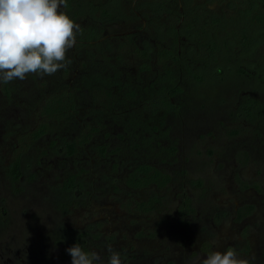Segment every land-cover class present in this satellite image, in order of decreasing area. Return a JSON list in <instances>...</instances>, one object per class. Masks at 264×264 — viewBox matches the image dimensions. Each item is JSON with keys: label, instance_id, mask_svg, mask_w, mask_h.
Listing matches in <instances>:
<instances>
[{"label": "rangeland", "instance_id": "1", "mask_svg": "<svg viewBox=\"0 0 264 264\" xmlns=\"http://www.w3.org/2000/svg\"><path fill=\"white\" fill-rule=\"evenodd\" d=\"M72 1L73 11L60 7L79 25L76 44L67 52L71 63L53 75L29 74L23 80L0 82V250L6 259L12 260V253L20 252L24 264H72L66 234L78 237L86 233L85 251L98 253L99 264H108L109 247L120 253L122 264H200L211 253L228 248L250 264H263L264 121L259 117L263 106L251 102L246 107L253 110L240 118L232 109L235 99L232 106L221 104L240 86L239 77L228 75L223 82L208 80L200 88L190 78L189 97L181 102L177 115L166 118L170 139L162 145L177 150L175 155L167 152V156L159 147L149 146L147 134L130 135L147 131V127H139L141 117L132 119L120 109L115 110L118 119L102 113L93 89L107 76L126 80L137 75L140 61L134 56L126 53L122 62L117 60L128 47L129 36L138 34L141 40L136 44L141 47L142 39L149 40L153 50L156 45L172 46V40L161 43L160 36L153 41L151 20L182 29L197 15L211 27L212 20L225 22L249 0H124L125 14L131 16L133 11L135 16L127 19L118 15L110 22H99L90 15V0ZM143 2L171 13L159 14L149 8L142 12ZM225 28L218 26L213 31L220 37L225 30L231 33L237 29L230 21ZM65 89L73 90L76 97L74 120L52 126L45 136L32 142L31 135L42 122L44 100ZM254 98L264 101L258 95ZM167 102L156 99L137 111L144 118L169 113L176 101ZM95 127L99 132L75 156L56 152L64 146L63 141L71 142ZM101 146L109 148L105 158L99 156ZM116 149L122 152L112 155ZM19 152L24 153V173L13 182L8 170ZM143 156L154 158L138 159ZM137 163L156 166L172 177V183L163 190L127 189L122 181ZM71 175L78 176L85 190L74 195L69 206L67 197L57 203V190ZM238 179L250 187L242 189ZM151 197L162 201L155 213L138 215L125 207L131 200ZM184 199L191 201L195 214L182 219L179 207ZM247 205L254 210L239 221L237 211ZM4 208L7 212L2 214ZM30 257L33 263L28 261Z\"/></svg>", "mask_w": 264, "mask_h": 264}, {"label": "trees", "instance_id": "2", "mask_svg": "<svg viewBox=\"0 0 264 264\" xmlns=\"http://www.w3.org/2000/svg\"><path fill=\"white\" fill-rule=\"evenodd\" d=\"M72 3V0H67L66 8L69 12L73 11ZM148 8L149 10L158 11L159 14L171 13L169 10L162 12L153 4L143 2V10L141 11L144 12ZM123 10L124 0H90L88 3L90 15L99 22L116 21L118 15L125 16L127 19L135 16L133 11L131 16H128ZM235 14L230 19L225 18V22L224 19L220 21L212 20L210 22L211 27L203 24L197 15L182 29L168 28L163 24H158L155 20H151L149 23L151 30H149L153 34H151L153 41L157 36L161 37V43L164 44L172 40V46L170 47L161 44L156 45L153 50L152 47H149V40L145 39H142L143 46L141 47L136 44V41L139 42L140 39H138V34L129 36L127 38L129 41L128 47L124 45L125 50L117 60L122 62V55L125 56L126 53H130L131 56L140 61L139 71L135 77L126 80H121L119 76H114V79L107 76L106 80L101 81L102 84L93 87L95 102L102 106V113L105 112L110 119H118L115 110L120 109L121 111H127L126 113L130 114L132 119L141 117L145 125L142 124L139 127H147V131H140L139 134L131 133L130 135L136 138L139 135L143 137L147 134L151 148L154 146V148L159 147L163 156L175 155L177 151L175 146L165 148L162 145V142H168L170 139L168 131L171 126L167 125L166 118L173 114L177 115L181 108V102L185 100V97H189L190 78H193L194 85L200 88L208 80L223 82L228 75H234L239 77L242 83L229 96V99L221 100V104L225 107L232 106L235 99L236 103L234 102L232 109L237 110L240 118H244L248 112L253 110V107H246L251 102L261 104L263 108L259 117L264 121V101L261 103L254 98L255 95H258L264 99V0H249L246 6L243 9L236 10ZM228 21L234 27H237L236 31L232 30L231 33H227L225 30L223 33L222 30L223 36L218 37L217 30L213 31V29L218 26L225 28ZM183 40L188 43L183 44ZM201 51H203V54L200 53ZM154 61L156 63L155 68L153 67ZM199 72H202V74ZM111 79L113 81L110 83ZM104 82L107 85H104ZM156 99L166 100L168 104L170 100L174 99L176 103L174 102V107L169 113H158V115L144 118L143 113L137 111V108L154 102ZM240 100L243 101L238 107ZM77 109L76 97L71 89L62 90L45 99L40 109L42 122L31 135V141H38L54 125L74 120ZM131 123L133 124V122ZM132 127L137 128V125L134 124ZM98 132V128H91L87 133L71 142L63 141L64 146L61 145L56 149V152L66 153L69 157L75 156L79 149L82 150L87 147ZM56 145L55 142L52 144L53 147ZM135 146L137 147V145ZM98 149L100 157L105 158L108 156V146H101ZM119 152H122V150L116 149L111 154L116 155ZM167 152L169 153L166 154ZM23 154L17 153L9 167V176L13 182H18L23 176ZM151 158L154 157H138L139 160ZM248 158L246 154L244 161L247 162ZM138 159L136 160L138 161ZM117 168L118 166L115 165V172ZM122 182L127 189L132 191H143L151 187L162 190L170 184L171 177L154 165L137 163ZM238 183L242 189L250 187L249 184L240 179H238ZM254 187L259 188L258 185H254ZM84 190L85 186L78 181V176L71 175L64 180L57 190L58 200L56 202L59 203L58 201L62 197H67L69 200L66 205L69 206L74 195H78ZM183 202L182 213L194 214L195 210L191 206V201L184 199ZM160 206L161 201L156 197L145 202L131 200L127 204L125 203L127 210L140 215L150 214ZM253 210L254 207L251 205L241 208L237 212L238 220L241 221L248 217ZM3 211L2 214H5L7 209L4 208ZM64 211H67V209ZM67 234L68 241H64L69 248L79 243L85 250V244H87L85 238L88 237V234H81L78 237L76 236L77 238L74 233Z\"/></svg>", "mask_w": 264, "mask_h": 264}, {"label": "clouds", "instance_id": "3", "mask_svg": "<svg viewBox=\"0 0 264 264\" xmlns=\"http://www.w3.org/2000/svg\"><path fill=\"white\" fill-rule=\"evenodd\" d=\"M67 0H0V82L23 80L29 74L53 75L71 61L67 52L76 44L79 25L65 12ZM72 264H99L96 252H86L79 243L68 248ZM108 264H122L111 247ZM200 264H250L235 249L215 251Z\"/></svg>", "mask_w": 264, "mask_h": 264}, {"label": "flooded vegetation", "instance_id": "4", "mask_svg": "<svg viewBox=\"0 0 264 264\" xmlns=\"http://www.w3.org/2000/svg\"><path fill=\"white\" fill-rule=\"evenodd\" d=\"M107 38H104V40H106ZM104 40H102V42L104 41ZM108 40V39H107ZM102 42H99L100 44L102 43ZM99 43H97V44H99ZM91 48H93V47H91ZM150 164V163H149ZM152 165V164H151ZM156 167V166H155ZM159 169V168H158ZM162 171V170H161ZM131 172V171H130ZM165 173V172H164ZM167 174V173H166ZM169 175V174H168ZM171 177V176H170ZM172 183V177H171V182H170V184ZM170 184L166 187V188H168L169 186H170ZM151 188H155V187H151ZM151 188H149V189H151ZM166 188H164V189H166ZM157 189V188H156ZM146 190H148V189H146ZM159 190V189H158ZM163 190V189H162ZM144 191V190H143ZM151 198H154V197H151ZM151 198H148L147 200H143L144 202L145 201H148L149 199H151ZM157 198V197H156ZM160 201H161V199L160 198H158ZM182 202H183V200H182ZM191 206H192V204H191ZM161 207H162V201H161V206L157 209V210H155V211H152L151 213H155V212H157L158 210H160L161 209ZM184 207V205H182V206H180L179 207V216L183 219V218H186V217H192V216H194V214H183L182 213V208ZM238 212V211H237ZM150 213V214H151ZM137 214V213H136ZM138 215H140V214H138ZM146 215H149V214H146ZM238 218V217H237ZM247 218V217H246ZM246 218H244L243 220H245ZM242 221V220H241ZM33 247H34V244H32L31 245V249H33ZM13 252V251H12ZM19 253L20 252H18L17 254H15L14 252L12 253V255H13V259L11 260V259H6L7 257H5V255L6 254H4V252L2 251V250H0V264H24V263H22L23 262V260H21V258L19 257ZM35 254V256L37 255L36 253H34ZM34 259L33 258H29L28 259V261L29 262H31V263H33L32 261H33ZM38 261V260H37ZM37 263V262H36ZM36 263H34V264H36ZM38 264V263H37Z\"/></svg>", "mask_w": 264, "mask_h": 264}]
</instances>
